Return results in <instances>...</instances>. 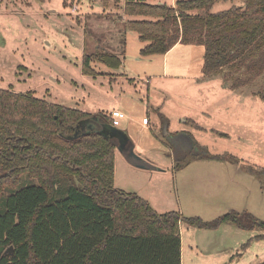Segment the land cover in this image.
Returning <instances> with one entry per match:
<instances>
[{"label":"trees","instance_id":"16d2710c","mask_svg":"<svg viewBox=\"0 0 264 264\" xmlns=\"http://www.w3.org/2000/svg\"><path fill=\"white\" fill-rule=\"evenodd\" d=\"M221 1L232 5L212 12ZM234 1L115 0V6L127 17L119 16L121 27L135 31L144 44L141 56L164 55L177 43L202 45L203 74H223L224 83L232 80L225 86L234 91L264 75V0ZM97 42L91 49L84 44V74H93L91 61L109 68L122 64L124 54ZM256 94L264 101V88ZM92 116L112 123L104 114L0 88V264H181V221L204 229L230 223L264 230V221L248 211L230 210L211 220L158 213L135 193L116 188V147L97 129L83 126ZM196 160L229 162L264 178V165L242 163L227 152L212 154L197 142L174 169ZM259 239L264 235L241 248Z\"/></svg>","mask_w":264,"mask_h":264},{"label":"rangeland","instance_id":"374dc122","mask_svg":"<svg viewBox=\"0 0 264 264\" xmlns=\"http://www.w3.org/2000/svg\"><path fill=\"white\" fill-rule=\"evenodd\" d=\"M176 1L148 0L151 4L166 5ZM123 2L120 0V4ZM241 2L234 1L236 5ZM102 4V0H0V88L30 92L71 108L77 105L83 111L105 110V106L123 109L125 119L119 127H128L133 153L123 155L116 150V185L124 190L138 188L148 192L145 195L153 202L154 210L174 208L169 173L175 171L174 162L195 142L206 146L212 154L227 152L242 163L263 166L264 101L256 92L264 88V75L231 91L225 85L232 80L224 83L223 74H203L202 45L178 44L164 56H141L139 51L144 44L138 34L121 27L122 20L127 19L121 7L115 6V0H109L106 7ZM231 5L230 1L217 2L211 11H223ZM85 42H89L88 49L97 42L116 54H125L121 71L132 78L112 85L106 93L105 75L91 77L82 72ZM91 62L93 74L105 70L102 63ZM156 107L165 112L164 118L158 116ZM143 117L150 120L151 128L143 127ZM186 118L202 129L183 122ZM162 141L167 148L160 146ZM185 170L242 171L239 165L218 160H196ZM251 180L255 185L256 180L264 184V178ZM251 180L246 184L254 191ZM156 182L162 185L157 188ZM259 191L249 198L246 193L245 197L249 199L248 212L264 221V190L262 194ZM158 193L166 198L167 208H156L152 199ZM155 203L159 204L157 200ZM187 228L188 224H182V264H258L263 260L257 262L252 251L264 248V239L253 240L250 248L242 249L241 245L264 230L243 231L225 225L210 239L216 249L212 255L191 256L188 245L192 231ZM236 253H243V258ZM216 254L221 256L213 258Z\"/></svg>","mask_w":264,"mask_h":264},{"label":"crops","instance_id":"0c3cea01","mask_svg":"<svg viewBox=\"0 0 264 264\" xmlns=\"http://www.w3.org/2000/svg\"><path fill=\"white\" fill-rule=\"evenodd\" d=\"M122 13H123V11H122ZM177 45H178V43L175 46H173L172 48H175ZM152 56H154V55H152ZM121 57H122V62H123L125 60L124 56H121ZM91 63L92 62H90V66L93 64V63L92 64ZM123 66H124V64H121V66H119L118 68H109V67L105 66V70L104 71L100 70V72H101L100 74H98V71H96V74H85V75H88L91 77H96L97 75H105V91H106V93H108L109 90H112V85H115L116 83H119L120 81L122 82L123 79L132 78L128 75V73L126 71H125V73L123 71H121ZM91 69H94L93 66L91 67ZM121 103H122V101H121ZM121 103H120V106H121ZM72 108L79 109L77 105H75ZM154 109L157 112L159 117H161V116L165 117V112L164 111L161 112L160 107H156ZM112 110H121L122 111L123 109H121L120 107H117V106H113V107H106L105 106V110L102 108H98V109L93 108L90 111H84V112H86L88 114H93V115L100 113L101 115L104 114V115L109 116L110 112ZM122 112H124V111H122ZM100 118L103 119V117H100ZM123 119H125V117ZM123 119H121L120 125H121ZM188 120H192V119L186 118L183 120V122L188 123L190 125V122ZM193 122H195V121H193ZM149 124H150L149 119H148L147 123L142 122V125L145 128H151L152 126H149ZM129 125L130 124L128 123V126ZM118 128H120V127L118 126ZM120 129H122L124 132H126L127 136L131 140V136L129 135L130 133L128 131V127L125 125V127H121ZM160 146L167 148L166 143L163 141L161 142ZM116 150L114 153V186L116 188L124 190L122 187H119L116 185V180H117L116 168H115L116 157H117ZM187 166L188 165H186L184 168H182L180 170L172 171L171 174L169 173V175H171V180H172L174 208L169 207V209H168L167 205L165 204L166 198H164V196L161 195V193H158V197L156 196L155 198L153 197V199H152L154 201L156 208L158 207V208H167V209H164L162 211H158V209H156L155 210L156 212L164 213V212L172 210V211H178L179 213H181L183 216H186V217L197 216L203 220H211V219H214L215 217L223 214L224 212H228L230 210H234V211H238V212L248 211L249 199H247L246 197L249 198V196L253 195L254 191H257L258 189L260 190L259 192L261 194L263 193L264 184H261L256 180V185H255L254 182L251 180L252 178H255V177L252 176L251 174L243 171V170L242 171L241 170L227 171V172H223V171H221V172H219V171H215V172H203V171L188 172L185 170ZM159 171L163 175L166 173L162 168ZM249 180L252 181V186H255L254 191L252 190L253 192L248 189V186L246 184V182ZM160 185H162L161 182L155 183V186L157 188ZM124 191L135 193L136 195H138L141 198H143L144 200H146L149 203V205L152 207L153 202L150 201L149 197L146 196L149 194L148 192H146L144 190L141 191V189H138V188L136 190H133V191H130V190H124ZM233 191H235V193H236L235 195H233ZM141 192H144V193H141ZM177 192H179V193H178V196L176 197ZM241 193H243L244 195H242ZM246 193L247 194L249 193V194L245 197ZM156 200L158 201L159 204L155 203ZM238 203H241V204H238ZM182 224H188L190 228H187V230L191 229V231H192V234L189 235L190 239H189V245H188L191 256L192 255H194V256L212 255L210 253L216 251V249L213 247L214 243L210 239L211 238L213 239V235H215V233L224 229L223 227L225 225H232L230 223H222L216 229H204V228H199V227H196L194 225H191L185 221H181L180 222L181 264H182V256H183V234L181 231L182 230L181 229ZM242 230L243 231H249V230H244V229H242ZM259 234L264 235V233L256 232V234L252 235L250 238H252L255 235H259ZM205 236H207L209 239H204ZM259 240H261V239H259ZM251 242H253V241H251ZM251 242L248 245V248L251 247ZM217 251H220V250L217 249ZM252 252H253L252 257H254L257 262L260 259H263V260L259 261L258 264H261V263L264 264V258H263L264 248H261V249H255L254 248V250ZM261 253H263V254H261ZM236 255L240 256V259L243 258V253H236ZM216 256L219 258L221 255L216 254L215 256H213V258H215Z\"/></svg>","mask_w":264,"mask_h":264},{"label":"water","instance_id":"95a60500","mask_svg":"<svg viewBox=\"0 0 264 264\" xmlns=\"http://www.w3.org/2000/svg\"><path fill=\"white\" fill-rule=\"evenodd\" d=\"M82 124L88 130L97 129L101 135H103L109 141H112L116 149L123 155L133 153L132 147L130 146V139L127 136L126 132H124L122 129L111 125L98 116H92L83 121ZM135 159L141 160L139 157H136ZM138 166L141 168H146V165L138 164ZM11 250L12 248L9 247L6 252H10Z\"/></svg>","mask_w":264,"mask_h":264},{"label":"built area","instance_id":"2783aa9c","mask_svg":"<svg viewBox=\"0 0 264 264\" xmlns=\"http://www.w3.org/2000/svg\"><path fill=\"white\" fill-rule=\"evenodd\" d=\"M110 118L112 120V123H110L111 125L118 127L120 125L121 119H123L125 117L124 112H122L121 110H112L110 112ZM143 123H147L148 122V118L147 117H143L142 119Z\"/></svg>","mask_w":264,"mask_h":264}]
</instances>
